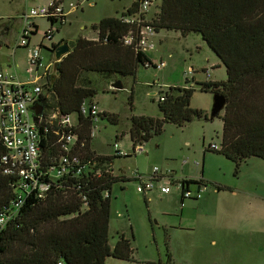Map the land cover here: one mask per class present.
Here are the masks:
<instances>
[{
	"label": "trees",
	"instance_id": "16d2710c",
	"mask_svg": "<svg viewBox=\"0 0 264 264\" xmlns=\"http://www.w3.org/2000/svg\"><path fill=\"white\" fill-rule=\"evenodd\" d=\"M144 1L154 0L132 1L124 12L94 24L95 38H77L58 62L56 74L46 79L38 98L43 110L36 128L41 172L49 186L44 192L27 193L19 188L17 178L0 170V215L7 217L0 230V264H105L108 257L131 261V242L120 236L111 247L108 226L113 184L135 180L115 176L111 158L91 149L93 119L83 116L80 106L97 93L86 73L134 77L141 67L153 68L147 52L122 41L135 30L124 19L134 16ZM48 20L52 39V28L64 24L65 16ZM148 25L154 34L166 30L199 35L225 67V81L200 83L201 92L225 99L219 150L208 146L203 153L222 155L236 171L251 158L264 162V0H161ZM32 27L37 30L36 25ZM61 42L52 43V49ZM193 86L186 81L160 95L161 119L130 118L133 154L143 142L159 135L165 123L181 128L203 117L190 104ZM74 114L76 120L70 125L60 123L61 116ZM98 118L118 124L114 114L103 112ZM67 134L74 139L65 150L61 137ZM5 152L0 146V156ZM62 158L67 160L64 172L60 171ZM185 184L208 185L201 176L198 182Z\"/></svg>",
	"mask_w": 264,
	"mask_h": 264
},
{
	"label": "rangeland",
	"instance_id": "374dc122",
	"mask_svg": "<svg viewBox=\"0 0 264 264\" xmlns=\"http://www.w3.org/2000/svg\"><path fill=\"white\" fill-rule=\"evenodd\" d=\"M51 1L0 0V31L7 28L0 39V69L13 71V64H16L15 71L20 78H29L25 60L28 48L17 49L15 46L22 28L19 18L31 8L46 6ZM160 1L151 3L147 18L158 11ZM131 2L61 0L66 9L70 3L79 6L66 14L64 24L54 25L51 42L44 39V33L50 28L49 20L32 19L37 30L30 39V46L42 43L49 47L52 43L65 41L72 48L79 37L94 39L96 33L92 26L104 17L124 12ZM149 39L154 47L147 50V54L153 63H164L161 69L141 67L134 77L105 76L95 72L85 74L97 92L90 100L101 113L118 117L117 125L98 118L93 124L94 137L90 147L96 154L111 158L109 166L115 176L126 178L133 171L148 174L155 167L160 171H179L186 158L200 162L202 167L196 168L190 162L185 165V170L196 177H200L202 171V178L210 182L202 194V198L207 200L198 215L190 217V223L184 222L183 226H178L179 202L176 198L161 201L154 194L156 191L138 193L135 181L114 183L110 193L109 245L113 247L119 237L124 236L131 242L133 252L131 261L108 257L105 264H228L235 259L229 255V251L237 250V247L245 248V255L251 248L264 249V162L251 158L236 171L233 163L222 155L212 151L203 153L209 145L221 143L223 111L210 119L213 94L201 92L200 83L207 82L205 69L209 70V81H225V67L197 34L181 36L177 32L161 30ZM13 50L14 62L11 60ZM41 55L44 60L47 58L45 50ZM215 63L218 66H214ZM189 71H193L195 89L190 104L192 108L200 110L203 117L193 119L181 128L165 123L159 135L143 142L142 151L136 150L133 154L128 134L130 118L146 116L161 119L159 96L170 86H184V74ZM118 82L121 88L111 86ZM71 119L74 122L76 115H72ZM114 144L119 145L122 151L129 152L130 156H116ZM216 185L222 187L218 193L214 191ZM184 202L188 203V200ZM249 221L259 235L260 245L253 246L244 240L236 246L239 224L247 225ZM189 224L194 228L186 229L188 226L185 225ZM247 259L245 264H261L245 257Z\"/></svg>",
	"mask_w": 264,
	"mask_h": 264
},
{
	"label": "built area",
	"instance_id": "2783aa9c",
	"mask_svg": "<svg viewBox=\"0 0 264 264\" xmlns=\"http://www.w3.org/2000/svg\"><path fill=\"white\" fill-rule=\"evenodd\" d=\"M136 1V0H132ZM148 1L140 4L138 12L131 17L124 19L125 23L135 26V30L130 32L123 38V44L126 46H134L135 48L147 52L154 46L150 41V37L154 35L152 28L148 25L147 11L150 7ZM78 4L70 3V10H77ZM68 10L51 1L48 5L31 8L26 14L20 16L21 33L16 42V48H28L26 60V71L29 73V78L22 80L16 73V64H13V71L10 69H0V146L6 152L0 156V170L3 174L17 178L19 188L24 189L27 193L34 191L44 192L48 189V184L44 182L42 174V166L40 164V148L39 134L36 128V121H33L32 106L38 104V98L43 94V85L46 79H50L54 75V52H51L52 44L43 46H30V39L36 33L33 29L34 23L32 19L45 18L53 19L66 16ZM143 15V19L140 15ZM48 42H51L49 32L44 36ZM45 49L47 58L44 60L41 52ZM14 50L12 52V62ZM11 66V65H9ZM164 66L162 61L153 63V68L161 69ZM12 67V66H11ZM193 71L186 72L185 82L190 83ZM205 78H210L208 69L204 70ZM191 76V77H189ZM191 84V83H190ZM193 85V83L191 84ZM159 96V100H162ZM80 113L83 116H89L93 119V124L97 122V116L101 114L97 105L94 102L85 101L80 106ZM41 115V114H40ZM38 116V119L40 118ZM51 117H54L51 116ZM37 119V120H38ZM61 124L70 125L72 122L71 116H61L59 118ZM91 137H94V130H91ZM66 144L63 148L66 150L68 144L73 141V136L63 135L61 137ZM114 151L120 156H130L129 152L122 151L119 145H113ZM209 149L213 151L219 150V145L211 144ZM142 151V146H139L135 151ZM196 168L202 165L197 161H190L186 158L182 164L189 163ZM64 164H67L66 158H62L60 171L64 172ZM132 178L137 183L136 191L141 194L157 190L161 195H167L172 189L180 191V207L184 206L185 200H200L203 192L206 190V185L201 184H185V181L192 180L198 182V179H180L175 178L170 170L160 171L158 168H153L148 174H141L137 171L131 173ZM196 187H193V186ZM174 187V188H173ZM7 217L0 215V230L5 226Z\"/></svg>",
	"mask_w": 264,
	"mask_h": 264
},
{
	"label": "crops",
	"instance_id": "0c3cea01",
	"mask_svg": "<svg viewBox=\"0 0 264 264\" xmlns=\"http://www.w3.org/2000/svg\"><path fill=\"white\" fill-rule=\"evenodd\" d=\"M61 5H62V3H61ZM62 7H64L65 10L70 11L69 8L66 9V7L63 6V5H62ZM150 59H151V57H150ZM214 66H218L217 63H215ZM189 81L192 84L194 82V78L193 77L190 78ZM207 81H209V80H207ZM204 82H206V81H204ZM212 82H215V81H212ZM247 161H249V160H247ZM181 165L182 166L179 167V171H177V170L174 171V169L171 171L175 178H180V179H182V178H186V179H198V178H200V177L194 176L192 172L186 171L184 164H181ZM200 176L202 177V171L200 173ZM203 180L205 182H207L208 184H210V182H208L207 180H205V179H203ZM196 186L194 185L193 187H196ZM217 188L222 189V187H220L219 185H216L214 187L215 193H218V189ZM154 191H156V192H154V194L156 196H158L159 198H161V201H167V200H170L172 198H176L178 200V202H179V205H178V211H179L178 217L179 218L178 219H179V222H180V225H178V226H183L184 222L190 223L191 222L190 217H192L194 215H198L199 211L206 204V200H207V198L206 199L201 198L200 200H193V199L192 200H188V203L184 202V206L180 207V199H181L180 198L181 197L180 196L181 195L180 191H178L176 189L175 190L172 189L171 192L169 194H167V195H161V194H159V192L157 190H154ZM147 193H149V192H147ZM251 224L252 223L250 221L247 223V225H242V223L239 224L238 232L240 231V233L237 235V237H239V239H237L238 240V244L237 245L235 244L236 246H239L240 243L243 242L244 240H247L253 246H259L260 245L259 235H258L257 232H254V229H253L254 227ZM185 226H188V227H185L186 229L187 228H194V226L191 225V224L185 225ZM212 243H213V245H216V242L214 240H212ZM246 246H249V245L247 244ZM225 252L228 253L227 250ZM229 252H230L229 255L230 256H234L235 259H232L228 264H245V261L246 262L248 261V259L245 260V257L246 258L249 257L253 261L257 260V262H259L261 264H264V249L251 248V251L247 255H245L246 254L245 248L244 249H240V248L237 247V250L234 249V250H230Z\"/></svg>",
	"mask_w": 264,
	"mask_h": 264
},
{
	"label": "water",
	"instance_id": "95a60500",
	"mask_svg": "<svg viewBox=\"0 0 264 264\" xmlns=\"http://www.w3.org/2000/svg\"><path fill=\"white\" fill-rule=\"evenodd\" d=\"M50 51L54 52V56L56 59L55 66H57L61 58L70 52V47L65 41H62L54 49H50ZM111 86L113 88H121V85L119 82L112 84ZM224 106H225V99L223 98V96L220 94H214L210 119L216 117L224 109ZM31 109L34 112L33 120L36 121L38 118V115H40V113L42 112V107L40 105H34L31 107Z\"/></svg>",
	"mask_w": 264,
	"mask_h": 264
},
{
	"label": "bare ground",
	"instance_id": "6f19581e",
	"mask_svg": "<svg viewBox=\"0 0 264 264\" xmlns=\"http://www.w3.org/2000/svg\"><path fill=\"white\" fill-rule=\"evenodd\" d=\"M53 1H55L57 4H59V5H61V3H59V1L58 0H53ZM69 5V4H68ZM62 6V5H61ZM55 57V56H54ZM55 63H56V59H55ZM55 63H54V69L56 68V66H55ZM54 75H55V73H54ZM53 75V76H54ZM36 105H39V103L38 104H36ZM42 110H43V108H42ZM42 113V112H41ZM40 113V114H41ZM39 116V115H38ZM33 117H34V112H33ZM33 119V118H32ZM38 119V118H37ZM34 121V120H33ZM37 121V120H36Z\"/></svg>",
	"mask_w": 264,
	"mask_h": 264
},
{
	"label": "flooded vegetation",
	"instance_id": "af4514ba",
	"mask_svg": "<svg viewBox=\"0 0 264 264\" xmlns=\"http://www.w3.org/2000/svg\"><path fill=\"white\" fill-rule=\"evenodd\" d=\"M2 32H5V33H6V32H7V28H3V29L0 31V39H1L2 36H3V35H2Z\"/></svg>",
	"mask_w": 264,
	"mask_h": 264
}]
</instances>
